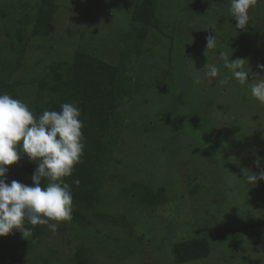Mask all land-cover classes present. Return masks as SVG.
<instances>
[{
	"label": "rangeland",
	"instance_id": "rangeland-1",
	"mask_svg": "<svg viewBox=\"0 0 264 264\" xmlns=\"http://www.w3.org/2000/svg\"><path fill=\"white\" fill-rule=\"evenodd\" d=\"M0 1L1 8L9 0ZM57 3L59 9L56 18L48 36L43 37L47 39H32V48H39L41 53L31 52L27 56L30 65L41 62V76L50 61H73L77 68L84 55L106 59L119 43L122 46L123 38L129 35L131 43L137 44L133 50L138 47L136 33L139 27L133 26L129 18L131 0H57ZM180 5V0H160L158 29L154 31L152 27L145 28L147 34L143 40V47L151 51L150 62H154L152 72L157 87L152 86L153 91L148 93L144 91L135 94L136 105L135 100L125 98L116 124L110 132L116 145L109 166L104 170L105 177L100 182L96 211L117 220L124 218L122 225L126 227L123 228L130 231L132 236L125 234L123 228L102 222L94 221L96 224L93 227L79 229L76 225L68 224L69 221H64L59 223L54 234L44 226V235L38 243L29 245L28 249V237H23L14 229L12 234L0 237V260L9 256L5 264H36L32 262L35 253L49 256L51 264H69L74 247L80 244L90 249L88 252L94 260L93 264H175L168 248L164 250L166 245L161 243L163 237L173 245L180 242L178 237L182 240L190 238L193 236L191 233L208 238L213 245L210 257L203 261L204 264H264V182L258 181L255 185L246 184L243 187L242 180L245 171H259L254 163L258 157L261 158V167H264V142L261 143V139L264 141V104L256 105L251 98L247 104L251 109L247 112L241 107L240 101L242 98L249 99V89L244 90L245 85H237L230 90L220 81L223 66L218 53L230 49L233 56L229 59H236L238 53L235 48L241 43L234 32L228 33L225 30L228 28L227 18L231 17L228 0H207L205 9H197L202 16L209 15L208 11L220 15L226 13L225 19L222 17L213 25L195 20L192 14L181 16ZM249 15L253 16L250 10ZM202 16L199 18L202 19ZM209 34L217 37L215 50H206L205 37ZM229 39L232 42L226 47ZM245 42L248 40L243 38ZM207 64L218 66L220 74L216 78L205 75ZM23 75H26V79L30 78L26 71ZM219 89L220 93L216 92ZM24 92V97L32 101L34 96ZM228 95L237 99L233 100ZM212 110L216 123L204 119L208 115L206 113ZM230 113H233L231 117ZM168 114L170 117H166ZM86 115L81 112V117ZM236 115L245 120L240 127L241 121ZM145 116L148 128L141 123L137 131L136 124ZM224 120L222 125L217 123ZM130 125H135L134 132L127 128ZM208 126L209 132L220 133L219 138L229 137L233 145L228 143V151H207L201 148L194 153L190 152L187 140L194 135L193 131L199 135V131H202L199 129ZM260 132L261 137L254 139ZM238 144L239 147H234ZM229 151L231 153L228 157ZM199 156L201 159L198 160ZM201 156H206L207 160L204 161ZM237 156L243 158L240 167L236 164L237 159L234 163ZM192 158L196 160V165L213 164L217 171L222 172L219 176L225 178L221 181H226L233 189L227 206L218 208L221 204L214 205L213 209L204 204L203 207L212 209L211 212L206 211L212 213L206 216L199 212L202 207L196 203L193 204L195 208H192L190 186L187 189L181 187L180 192L184 195L180 198L177 195L179 179H175L174 183L169 180L172 173L176 172V177L180 175L182 181L186 170L187 173L193 172L189 163ZM27 165L25 157L7 166V182H29V172L23 170ZM149 173L154 179L151 185L161 183L168 188V193L161 203L145 207L147 203L144 197H138L142 193L137 191L145 179H139L138 176ZM149 188L151 196H156L157 192ZM210 196L205 193L203 199L208 200ZM180 199L185 202L186 211L181 206H175V202ZM211 200L208 203L211 204ZM130 205L132 207L127 209ZM195 210H199V213L195 214ZM176 216H179L180 222H175ZM185 225L188 227L185 229L187 232H181L179 236ZM139 238L142 240L138 241ZM18 245H23L21 248L25 247L26 252H21ZM12 251H16L18 256H13Z\"/></svg>",
	"mask_w": 264,
	"mask_h": 264
},
{
	"label": "trees",
	"instance_id": "trees-1",
	"mask_svg": "<svg viewBox=\"0 0 264 264\" xmlns=\"http://www.w3.org/2000/svg\"><path fill=\"white\" fill-rule=\"evenodd\" d=\"M206 1L207 0H180L181 5L179 8H181V16L192 14V18L198 21L202 20L207 25H213L218 19L222 17L225 19L227 17L226 13L220 15V13L214 11H208L209 15H199L201 11L197 9H205ZM131 2L129 18L133 26L137 25V28L139 27L138 33H136L139 45L136 50H133V47L137 44L134 45L133 42L131 43L132 39L129 35L123 38L121 42L122 46H120L119 43L106 59L103 57L95 58L93 56L84 55L81 63L77 64V68L72 63L73 61H50V64L45 65V72L43 71L44 74L42 76L40 72L41 69L39 68L41 62L30 65L27 56L30 55L31 52L41 53L39 48H32V39H44L43 41L47 39L43 37L48 36L51 25H53L54 19L58 13L59 6L57 0H9L5 6L0 8V92H6L14 98L22 100L36 115L41 114L45 109L59 111L60 105L65 102L76 103L81 112L87 114L86 116L80 117L84 122V128L82 129L85 142L84 155L81 158V162L75 166L73 174L70 177L64 178L65 181L71 185L73 196L72 219L68 224L72 226L76 225L79 229L93 227V225L96 224L94 221L114 227L116 226L121 229L123 226L124 228L126 227V225H122V223L125 222L124 218H120L119 220L110 218L109 216L98 213L96 209L99 202L100 182L105 177L103 176L105 175L104 170L109 166V161L113 157L112 151L116 145L114 143L115 139L110 132L111 128H114L116 124L121 104L125 98L135 100V94L144 91L148 93V91H153L152 86L157 87V82L152 72L154 62H150L151 51L143 47V40L146 38L147 34L145 28L150 29L152 27L154 31L158 29L161 14L158 12V10H161L159 6L160 0H131ZM228 3H230V0H228ZM256 7V10H254V8L250 9V13H253V16L250 17L249 24L245 26L244 30L235 28L236 21L232 16L227 18L226 23L228 28L225 29L228 30V33L234 32V36L241 42L240 44H238L239 41L236 43V45L238 44V48H235V52L238 53L239 58L247 59L248 66L253 72L258 71L256 67L257 64H264V0H258ZM199 16L203 18L200 19ZM243 38H246L248 42L243 43ZM231 42L232 41L229 39L228 43H226V47H228V44ZM224 52L230 55L232 50L226 49ZM232 54L231 56H233ZM221 61L223 71L220 72L222 73L220 75V81L222 83L228 70L224 67L223 60ZM150 67H152V70H149ZM24 71L30 74L29 79H26V75H23ZM249 79L251 80V77ZM225 84L227 89L230 90H232V86H241L234 79L229 80ZM212 86L214 87V84ZM219 86L222 88L220 84ZM246 88L247 86L245 85L244 90ZM24 91L30 94V96H34L32 101L31 98L24 97ZM162 91H164V88H162ZM234 91L236 92V89ZM216 92L220 93V89ZM161 94L165 93L161 92ZM227 97L233 100L237 99V97L234 99L229 95ZM251 98L255 101L254 103L256 105H259L260 102L254 99L251 94L248 100H244L243 98L241 101L239 100L241 107L243 106L247 112L249 111L248 109H251L250 106L247 105ZM231 99H229L230 102L233 101ZM136 101L137 100L134 101L135 105L137 104ZM213 111L214 110L206 113V115H211V117H208V115L204 116V119L210 123H216ZM232 114L230 113L229 117H231ZM236 116L241 121L240 127L245 120H242L239 115ZM166 117H170V115L168 114ZM224 122L225 120L217 123L222 125ZM141 123L148 128V125L145 124L147 123L146 116L142 121L136 124L137 131H139L137 127L141 126ZM127 128L131 132H134L135 125H130ZM209 128V126L206 127V129L203 127L200 128L199 130L202 129V131H199V135L195 133L197 131H193L194 135H192L191 139L187 140L189 141L188 148L191 153L201 148L207 151H224V149L228 151L230 149L231 142L229 137L219 138L221 137L220 133L214 134L209 132ZM247 128L249 129V127ZM152 129L155 128L152 126ZM175 130H177V128H175ZM258 135L256 134L254 139L261 137V132ZM263 142L264 141L261 139V143ZM228 143L230 146H228ZM234 147H239V144ZM230 153L229 151L228 157ZM201 157H204V161L207 160L206 156ZM199 159H201L200 156L198 160ZM235 160L236 164L238 163L237 166L240 167L243 164L241 162L243 158H234V163ZM195 161L196 160L193 158L190 160V168H193L194 171L187 173L186 170L182 181L179 178L180 175H177V177L175 176L176 172L172 173V176L170 174L171 179L169 180L171 183H174L175 179H179L177 195L179 194L180 198L184 195L180 192L181 187L183 186L187 189L188 186H190L189 198L190 202H192V206L195 203L201 206L202 211H198L206 216V214H212L209 213L212 211V209L209 208L214 209V205L219 206L221 204L218 208L225 206L232 196L233 189L232 185L230 187L226 181H221V179L225 178L219 176L222 172L217 171L213 164L201 163L202 165H196L197 162ZM27 163L28 165L25 166L23 170L29 172L30 180L26 183L23 182V184L31 185V175L37 165L30 162L28 159ZM143 177L145 182L138 183L139 186L137 191H139L140 194L142 193L141 196L138 197H144L143 200L147 203L145 207L154 205L157 202L161 203L162 198L166 197L168 193V188L164 187L161 183L157 186H152V180L154 179H152L151 173L144 176L140 174L138 176L139 179ZM138 178H135L136 181ZM168 178L170 177L168 176ZM76 180L79 181L78 185L73 183V181ZM245 185L246 183L244 182L243 187H245ZM149 187H152L153 191L157 192L155 194L156 196H151L152 191ZM205 193L212 196H210V199H212L211 201H213L211 204L208 203L210 199H203V194ZM146 195L147 198L145 197ZM219 195L221 197H219ZM142 202L143 201H141V204ZM169 203L173 204L171 201H169ZM184 203L185 202L180 199L175 202V206H181L184 209ZM204 204L210 205L209 208L203 207ZM132 205L127 209H130ZM192 208H195V206ZM179 209L181 210L182 208ZM208 210L209 212H206ZM184 211L186 210L184 209ZM198 211L195 210V214L199 213ZM192 215H194V213H192ZM167 216L169 217V215ZM174 220L175 222H180L179 216H176ZM124 228L122 229L123 232L132 236L131 232ZM185 229H188L186 225L184 228H181L179 236H181V232H187ZM43 230L44 226H34L32 235L28 237L27 248L29 245H35L39 242L40 238L44 235ZM191 234L193 235L192 237L183 240L180 239L181 237H178L177 239L180 240V242L173 245L167 242L168 240L163 237L161 243L166 245L164 250L167 251L166 248H168L169 254L172 256L175 264H204L203 261L210 257L213 245L210 243L209 239L201 235H196V233ZM141 240V238L138 239V241ZM66 243H70V241H66ZM18 247L20 251L23 250V253L26 252L25 247L21 248L23 245H18ZM88 251H90L89 248H85L81 244L76 245L71 259L69 260V264H93L94 260L91 258ZM12 252L13 256H15L14 254H16V251ZM31 253L33 254V252ZM16 255L18 256V254ZM22 256L23 255H21V257ZM8 257L6 259L4 258V260H0V263L5 264L6 260L9 259ZM32 260V262L36 264H51V258L49 259V256L43 257L42 254L39 253H35ZM13 264L16 263L13 262Z\"/></svg>",
	"mask_w": 264,
	"mask_h": 264
},
{
	"label": "clouds",
	"instance_id": "clouds-1",
	"mask_svg": "<svg viewBox=\"0 0 264 264\" xmlns=\"http://www.w3.org/2000/svg\"><path fill=\"white\" fill-rule=\"evenodd\" d=\"M257 3L258 0H230L229 11L236 29H245L250 21L249 10ZM205 40L206 50L216 49L214 34ZM231 54L218 53L228 70L222 83L234 79L239 85H246L251 96L264 104V64H257L258 71L253 72L247 59L230 60ZM205 67L209 78L220 74L216 64ZM80 117L81 110L74 102L62 103L59 111L45 109L36 115L22 100L0 92V237L12 234L14 229L23 237H30L36 225L47 226L54 234L60 222L71 221L73 196L71 185L64 178L73 174L84 155V122ZM25 156L37 165L31 185L17 180L7 182V166ZM254 163L259 171L244 172L242 180L247 185L264 181L261 158ZM73 183L78 185L79 181Z\"/></svg>",
	"mask_w": 264,
	"mask_h": 264
}]
</instances>
